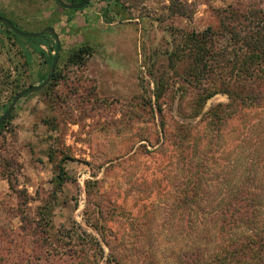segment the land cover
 I'll list each match as a JSON object with an SVG mask.
<instances>
[{"label":"rangeland","instance_id":"1","mask_svg":"<svg viewBox=\"0 0 264 264\" xmlns=\"http://www.w3.org/2000/svg\"><path fill=\"white\" fill-rule=\"evenodd\" d=\"M232 4L253 16L255 24L264 26V0L91 2L87 8L97 9L103 19L93 14L90 23L77 21L75 28L66 32L69 39L57 65L64 78L56 89H44L20 100L0 134V228L24 241L16 249L13 245L3 248L14 256L21 250L32 254L35 249L45 254L44 259L56 251L70 255L71 230L81 233L82 227L101 241L99 231L86 221L100 225L96 211L102 207V216L110 222L101 241L106 254L108 243L117 251L123 250L128 264H180L177 253L185 247L186 233L175 229L172 222L183 216L177 213L171 217L168 208L171 190L182 176L170 173L178 158L171 143L162 146L164 139L149 98L163 78L168 94H177L174 102L167 101L166 118L183 121L177 113L180 93L193 88L179 76L184 65L180 63L178 72L172 69L170 55L189 33L217 29L220 12ZM118 9L121 14H116ZM71 13L53 0H0V17L24 33L60 29V20L69 19ZM17 39L20 43L0 24V116L18 93L42 84L40 77L48 70L38 55H33L30 63L25 57L21 45H33L32 39ZM85 45L92 51L86 65H68L69 53ZM227 102L226 96L218 95L208 102L206 110ZM263 109L252 108L231 121L222 136L205 148V157L218 162L210 168L215 169L217 181L219 175L227 173L234 182L250 168L263 173L258 186L264 184ZM191 125L199 137L213 136L206 132V123L198 120ZM52 149L56 150L54 162L49 160ZM61 152L73 159L64 165L71 180L54 200L58 164L65 157ZM88 181H98L91 186L90 195ZM112 202L117 205L115 211ZM46 203L55 209L54 232H59V242L42 237L36 223L22 224L23 216L41 221L50 209L40 215L38 209ZM21 227L28 232L23 233ZM114 236L119 237L117 243H113ZM76 245L75 249H81L79 243ZM85 247L97 248L88 243ZM92 255L93 251L88 258ZM66 260L68 256H60L56 262L52 256L51 262L34 264H62ZM89 261L92 263V258ZM19 262L14 259L10 264Z\"/></svg>","mask_w":264,"mask_h":264},{"label":"trees","instance_id":"2","mask_svg":"<svg viewBox=\"0 0 264 264\" xmlns=\"http://www.w3.org/2000/svg\"><path fill=\"white\" fill-rule=\"evenodd\" d=\"M53 1L59 6L55 0ZM63 1L79 5L87 0ZM119 3L120 0H117V5ZM116 13L121 14V9ZM220 13L217 29L209 27L201 33H189L185 37L184 44L170 55L172 69L178 72L180 63L184 65L179 76L186 85L193 88L184 89L180 93L177 113L183 121L173 118L170 122L166 118L167 101L174 102L177 94H168L169 89H166L163 78L155 84L156 89L149 98L152 112L159 121L158 126L164 139L162 146H166L164 144L167 141L171 143L178 158L170 173L177 178L182 176L180 179L182 181L171 190L172 201L168 212L171 217H177V213L183 216L172 222V225L176 224L175 229L186 233L183 236L186 241L185 247L177 253L178 263L264 264V184L258 186L260 180L258 177L263 173L247 168L236 176L234 182L227 173L219 175L217 181L214 177L217 174L215 169L211 171L210 168L218 162L205 157V148L213 145L214 138L222 136L231 121L244 116L252 108L255 110L264 108V26L260 22L255 24L251 20L253 16L238 10L234 4ZM1 26L19 42L17 38H21L20 36L2 24ZM31 41L34 42L33 45L24 43L21 47L24 53L26 51L25 57L29 63L33 55H38L48 67L47 72L40 77L42 83L49 74L56 52V43L49 35ZM62 53L61 45L58 63L61 61ZM91 54V48L87 45L72 50L68 55L67 64L83 67ZM63 78L62 71L57 67L52 82L45 91L56 89ZM218 95L226 96L228 102L206 110L208 102ZM9 105L10 103L3 107V110L6 111ZM198 120L199 123H206V132H211L212 137L209 138L210 134L198 136L191 125V122ZM6 124L7 122L0 127V134ZM60 154L65 156L63 152ZM49 160L53 162L56 160V150H51ZM69 160L73 159L67 155L58 164L59 173L54 181L56 184L53 192L54 200L58 192H61L65 184L71 180L64 166ZM97 182H86L87 194L90 195L91 186H95ZM110 205H114L115 211L117 205L113 202ZM48 209L50 208L47 203L39 207L38 215ZM101 209L102 207H98L96 211L97 222L100 225L97 223L94 225L89 220L86 223L93 230L99 231L101 241L104 242L105 225L110 222L102 216L104 212ZM54 210L52 207L47 213H43L41 221L39 219L31 221L23 216L22 224L36 223L37 229H41L38 233H41L42 237L56 238L55 240L59 242V232H54ZM80 229L81 233L74 229L68 236L67 246L71 247L70 255L56 251L55 254H49V257L44 259L45 254L40 253L39 249L32 251V254H26L23 250L16 256L11 254L2 246L13 245L16 249L24 241L20 239V235L14 239L12 231L1 227L0 264H10L14 259L19 260L20 264L29 260L33 261V264L41 261L51 262L52 256L56 262L60 256H68L69 260L62 264H128L129 259L122 252L123 250L117 251L115 246L107 243L108 254H106L100 240L82 227ZM21 231L26 233L28 229L21 227ZM114 237L113 243H117L119 237ZM77 243L82 246L81 249H75ZM87 243L94 244L97 248L87 249L85 247ZM91 251L93 255L89 258H92V263L88 258Z\"/></svg>","mask_w":264,"mask_h":264},{"label":"water","instance_id":"3","mask_svg":"<svg viewBox=\"0 0 264 264\" xmlns=\"http://www.w3.org/2000/svg\"><path fill=\"white\" fill-rule=\"evenodd\" d=\"M55 1L64 10H78V11H80V10H83L86 7H88L93 0H87L84 3L79 4V5L68 4V3L64 2L63 0H55ZM0 23L3 26H5L6 28H8L10 31L14 32L16 35H18L22 38L37 39V38H40L42 36L49 35L54 39V41L56 43L55 56L53 58V62H52V65L50 67L49 74H48L47 78L42 82V84H40L38 86L29 87V88L23 90L22 92L18 93L12 99L10 105L8 106L6 111L3 113V115H1V117H0V127H1L10 118V116L12 115V113L14 112V110L16 108V105L18 104V102L20 100H22L23 98H25L28 95H32V94H35L37 92L44 90L52 82V79L56 73V69H57V65H58V61H59L60 50H61V41H60L59 34L57 33V31L53 27L45 28L42 32H39V33L30 34V33H24L22 31L18 30L12 24L11 21H9L5 18L0 17Z\"/></svg>","mask_w":264,"mask_h":264},{"label":"crops","instance_id":"4","mask_svg":"<svg viewBox=\"0 0 264 264\" xmlns=\"http://www.w3.org/2000/svg\"><path fill=\"white\" fill-rule=\"evenodd\" d=\"M80 12H82V13H80ZM80 12L71 13L69 15V19L67 17L66 18H62L60 20L59 24H58V26H60V29L57 28V27L55 28V30L57 31V33L60 36V41H61L62 49L65 48V43H67L68 42L67 39H69V38H66V35H65L66 32H68L70 30H73L75 28L74 24H76L77 21L79 23L81 21H83L85 24L90 23L89 22L90 19H92V18L95 17V16H93V14H95L97 17L99 16L101 20L103 19V16H102L101 12L97 11V9H95V8L93 9L92 7H89L86 10L80 11ZM84 14H86L85 15L86 18H85V16L83 17ZM108 14H110V16H111L112 13L109 11ZM113 15H114V13H113ZM110 25H112V24H110ZM93 28L96 29L95 26H93Z\"/></svg>","mask_w":264,"mask_h":264}]
</instances>
